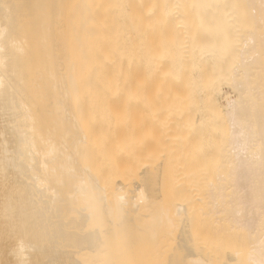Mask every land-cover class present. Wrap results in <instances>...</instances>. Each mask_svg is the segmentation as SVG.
I'll list each match as a JSON object with an SVG mask.
<instances>
[{
  "label": "bare ground",
  "instance_id": "6f19581e",
  "mask_svg": "<svg viewBox=\"0 0 264 264\" xmlns=\"http://www.w3.org/2000/svg\"><path fill=\"white\" fill-rule=\"evenodd\" d=\"M149 98L221 119L190 204L132 168ZM0 264H264V0H0Z\"/></svg>",
  "mask_w": 264,
  "mask_h": 264
},
{
  "label": "rangeland",
  "instance_id": "374dc122",
  "mask_svg": "<svg viewBox=\"0 0 264 264\" xmlns=\"http://www.w3.org/2000/svg\"><path fill=\"white\" fill-rule=\"evenodd\" d=\"M166 98H168V97H166ZM159 99L160 100H154V101H157V102H150V98H149L148 100L147 99L146 100H143V102L141 101V103H143V104L138 103L140 105L136 104L135 106H133V109H135L136 111L138 110V111L137 112H133L132 114L135 115L136 118L141 119V120L136 121V118L133 116V124H135V125L137 124L139 127L138 128L135 127L136 129H134L132 131V140L134 141V138H135L136 139L135 140L136 142L135 141H134L135 143L133 142L134 145H135V148L133 146V152L132 151L130 152V153H133V154H131L132 156L131 155H129V156L133 157V155H134L135 156L134 158H136V159H135V161L133 160L134 158L131 159V162H132L131 165H132V168H133V170L135 172H137L139 170H142L144 167L145 168H148L150 170L159 169V170H161L160 173L161 172L164 173V174L161 173V177H160L161 179H163V178L164 179H167L168 178L167 177V174H168V176L170 175L169 176L170 177L169 179H171V181H172V178H173L174 183L170 181L171 184L170 183L169 184L170 185H175V186L177 185L176 187H177V189H179V190H177V193H181V196H182L183 200H186V202H189V204H190L193 201L192 198H195L192 195L193 194L195 196L197 195V193H196L197 191H196L195 187L197 188L200 185L202 186V187L200 186L198 188V190L201 192V195H202V191H204V190L201 191V189L202 188L203 189H205V188L207 189V187H206L207 185H205V183L208 184V182L210 181V179H212V177H214V175H215L214 172L215 171H218L220 169V162L219 161H221V157L219 155H220V153L222 155V152H221L220 147L222 146L221 141L223 140V134H224L223 127L220 125L221 119L219 118L220 120H218V119L216 120V117H217L216 115H218V114L215 115V114L211 113V114L214 115V117H213V115H211L210 113H207V114H210V116L212 117V119L215 118V120H212L210 118L211 121H213L212 124L214 125L213 126L212 124H210V125H212L211 126L212 129L210 128L209 123H208V125H209V128L211 130H209L207 123L205 125L203 123V125L205 126L203 128V125H201L202 128H203V129L201 128V130H203V131H199L200 130L199 129L200 126H197L196 125L198 127V128H196L197 129V132H196L195 129H194V131H195L194 132L192 130L193 127H190L191 126V124L189 123L190 121H188L191 118H193L192 116H193L194 113L191 115V118H189L187 120L188 121V124H186L185 123L186 119H185L184 116H182V117L179 116V118H177L175 116V115H177L176 113L178 111L180 113V109L178 111H176V113H175L174 112L175 111L174 109L167 107V104H168V100L169 99L167 100V103L165 102L166 99H164V98H162V100H161V98H159ZM174 99H176L177 102L179 101L175 97H174ZM146 101H147V103H145ZM170 101H172V99H170ZM163 102L166 103V106H163V104H164ZM177 102H175V100H174L173 103L175 104ZM180 102H181L180 103V105H181L183 102L181 100H180ZM191 103L192 102H190V104ZM196 103L198 105V102H193L192 104L196 105ZM200 104H201V102H199V106L201 107L200 108V111L202 109L205 110L207 108V105L208 104H206V108L202 107V105L204 103H202L201 105ZM155 105H158V106H155ZM185 105L186 104L184 103V104L181 105V107L180 106H178V107H180V108H183L184 107L183 109H185V107H186ZM194 105H192V106H194ZM151 106H155V107H151ZM170 107H171V105H170ZM173 107L178 109L177 105L176 106L174 105ZM196 107H195V112H196L195 115H197V113H198L196 111V109H197ZM171 109H172V111H170ZM186 109H190V107L189 108H186ZM186 109H185V111L183 110V112L182 111L181 112L184 114V112H186ZM173 112L175 113V115L173 114ZM140 114H142V115H140ZM199 114L200 115L203 114L204 116L202 115V117H200V115H197V117L199 116L200 118L198 117V118H195V119H198V121L199 120L200 121L201 120L202 121L203 120L206 121V118H207L206 116H208V115H206V110H205V112L204 111H201V113L199 112ZM139 116L141 118H139ZM210 116H208V118ZM218 117H220V116H218ZM210 119H209V122H210ZM194 121H196V120L193 119V122L192 121L191 122L193 124L197 123V121L195 123H194ZM205 121H203V122H205ZM141 123H142V125H141ZM177 123L179 125H177L176 130L178 128H180V127H183L184 125H185V127L186 126H189L190 129H191V130H188V131H190L189 132L190 135L187 132V128H186V130L185 129H182V130H183V133H186L187 132V134H182V132L178 133L174 129L175 132H176V136H175L174 135L175 133L173 134V132H172V130H173L172 127H173V125L176 127L175 124H177ZM200 123H199V125H200ZM182 124H184V125L181 126ZM178 126H180V127H178ZM192 126H194V125H192ZM215 126H217V127L219 126V127L216 129ZM133 134L136 137H134ZM181 134L183 136L186 135L185 136V139H184V137ZM142 136H143V138H141ZM180 137L182 139H184L183 142H180L181 145L179 144V141L182 140V139L180 140ZM187 137L189 138V140H188L189 143H188V141H186V138ZM177 138L179 139V141H178ZM141 140H143V142ZM185 141L187 142V144H186ZM193 141H196V142H193ZM141 142H142V144H141ZM180 146H181V148H180ZM139 147H140V150L137 152V150L139 149ZM136 148H137V150H136ZM135 151H136V153L138 155L135 153ZM141 153L144 154V155H142ZM145 155H146V157H145ZM140 156L141 157L144 156V158H141ZM137 159L140 160L145 165L144 164H141L140 161H136ZM128 160L129 159H127V161ZM146 164H147V166H146ZM173 164L174 165L177 164V165L174 166ZM172 165L174 167H176V168H174V172H177L178 174L177 173H174V174L175 175L177 174L176 176H178V177H175L174 174L172 175L171 172L168 171V170H172V173H173V168L170 169V166H172ZM208 165H210V166H208ZM141 166H143V167H141ZM217 167H219V168H217ZM203 170L205 171L204 173H203ZM209 171H212L213 174L210 173ZM184 172H186V173H184ZM186 175L189 177V181H188V179L186 181V178H187ZM190 176H195L197 178L198 177L202 178V182H204V184L202 182H200L201 184L197 182L195 184H200V185L190 186V185H192L191 182L194 183L193 179H191V181H190ZM197 178H194L195 181H197ZM205 178L208 179V182H207V179H206V182H205ZM198 181H200V179H198ZM188 182H190V183H188ZM184 183H188L189 184V185L188 184L187 185L190 187V189L192 190L193 193L190 192L188 186L185 185ZM204 185H205V187H204ZM192 187H194V188L192 189ZM194 189H195L196 192L193 191ZM204 193L205 192H203V194ZM204 195H202V196H204ZM185 196L187 198H185ZM188 196H189V198H188ZM202 196H201V199H202ZM198 197H200V195H198ZM196 199L198 201V198H196ZM200 202H201V204H203V202L200 201V200L197 203H200ZM193 204H191V207L194 210H197L196 215L199 216L198 220L199 219L201 220V215H198V214L199 213H202L203 211H200L199 210L201 207L199 209L196 208V205L197 204L195 205V207L192 206ZM201 210H203V209H201ZM202 218H204V217H202Z\"/></svg>",
  "mask_w": 264,
  "mask_h": 264
}]
</instances>
